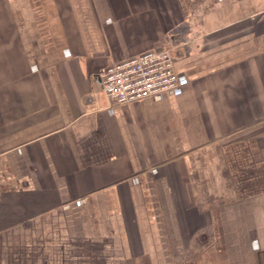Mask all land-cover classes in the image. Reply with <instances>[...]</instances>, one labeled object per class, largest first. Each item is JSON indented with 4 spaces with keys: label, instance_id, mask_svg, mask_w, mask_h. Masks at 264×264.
<instances>
[{
    "label": "crops",
    "instance_id": "1",
    "mask_svg": "<svg viewBox=\"0 0 264 264\" xmlns=\"http://www.w3.org/2000/svg\"><path fill=\"white\" fill-rule=\"evenodd\" d=\"M0 264H264V0H0Z\"/></svg>",
    "mask_w": 264,
    "mask_h": 264
},
{
    "label": "built area",
    "instance_id": "2",
    "mask_svg": "<svg viewBox=\"0 0 264 264\" xmlns=\"http://www.w3.org/2000/svg\"><path fill=\"white\" fill-rule=\"evenodd\" d=\"M173 48L151 49L111 62L99 72L102 92L117 105L171 93L180 86Z\"/></svg>",
    "mask_w": 264,
    "mask_h": 264
},
{
    "label": "water",
    "instance_id": "3",
    "mask_svg": "<svg viewBox=\"0 0 264 264\" xmlns=\"http://www.w3.org/2000/svg\"><path fill=\"white\" fill-rule=\"evenodd\" d=\"M159 48H161V47H159ZM159 48H156V49H159Z\"/></svg>",
    "mask_w": 264,
    "mask_h": 264
}]
</instances>
